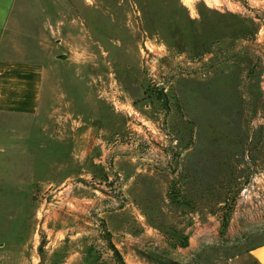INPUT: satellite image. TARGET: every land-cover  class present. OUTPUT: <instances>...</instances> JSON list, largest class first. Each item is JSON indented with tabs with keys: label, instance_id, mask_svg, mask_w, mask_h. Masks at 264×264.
<instances>
[{
	"label": "rangeland",
	"instance_id": "1",
	"mask_svg": "<svg viewBox=\"0 0 264 264\" xmlns=\"http://www.w3.org/2000/svg\"><path fill=\"white\" fill-rule=\"evenodd\" d=\"M239 1L20 0L2 53L46 88L0 114V264H118L105 230L125 264H257L264 35Z\"/></svg>",
	"mask_w": 264,
	"mask_h": 264
},
{
	"label": "crops",
	"instance_id": "2",
	"mask_svg": "<svg viewBox=\"0 0 264 264\" xmlns=\"http://www.w3.org/2000/svg\"><path fill=\"white\" fill-rule=\"evenodd\" d=\"M20 0H0V114L32 117L43 104L46 66L38 59L9 58L2 52L6 39L18 34L14 17ZM257 264H264V242L250 249Z\"/></svg>",
	"mask_w": 264,
	"mask_h": 264
},
{
	"label": "built area",
	"instance_id": "3",
	"mask_svg": "<svg viewBox=\"0 0 264 264\" xmlns=\"http://www.w3.org/2000/svg\"><path fill=\"white\" fill-rule=\"evenodd\" d=\"M227 1L229 4H233L234 6H236L237 9H239L241 7V9L247 10L246 5H244V3H241L239 0H225ZM242 1H246L247 6L249 8H255V19L259 24L258 27V36L259 35H264V18L260 16L261 11H264V4H260V6L256 5V6H252L248 3L249 0H242ZM260 2H264V0H260ZM228 6V5H227ZM229 7V6H228ZM260 9V12H259ZM260 87H261V93H262V97H263V101H264V72L261 75V81H260ZM259 121L264 123V110L263 113H261V115L258 116Z\"/></svg>",
	"mask_w": 264,
	"mask_h": 264
},
{
	"label": "trees",
	"instance_id": "4",
	"mask_svg": "<svg viewBox=\"0 0 264 264\" xmlns=\"http://www.w3.org/2000/svg\"><path fill=\"white\" fill-rule=\"evenodd\" d=\"M105 232H106V235L108 236L109 235L108 231L105 230ZM107 236L105 237L106 242H107L109 248L113 251L116 261L118 262V264H125L121 255L117 251L116 247L114 246L113 243H111L109 237H107ZM154 260L157 264H177L174 261H164V260H159V259H154Z\"/></svg>",
	"mask_w": 264,
	"mask_h": 264
}]
</instances>
